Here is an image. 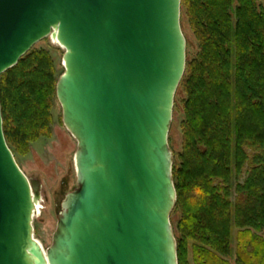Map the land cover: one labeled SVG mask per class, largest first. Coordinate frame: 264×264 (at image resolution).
Segmentation results:
<instances>
[{
  "label": "water",
  "instance_id": "1",
  "mask_svg": "<svg viewBox=\"0 0 264 264\" xmlns=\"http://www.w3.org/2000/svg\"><path fill=\"white\" fill-rule=\"evenodd\" d=\"M181 0H0V77L50 37L77 142L78 188L52 244L33 238L41 185L17 166L0 106V264H178L168 134L186 65Z\"/></svg>",
  "mask_w": 264,
  "mask_h": 264
},
{
  "label": "trees",
  "instance_id": "2",
  "mask_svg": "<svg viewBox=\"0 0 264 264\" xmlns=\"http://www.w3.org/2000/svg\"><path fill=\"white\" fill-rule=\"evenodd\" d=\"M258 2L181 0L180 22L190 27L198 52L186 57L177 89L181 112L177 101L173 107L182 115L180 152L170 149L178 264H189V255L193 264H231L232 257L234 264H264V8ZM58 78L49 53L35 46L1 75L11 152L47 134Z\"/></svg>",
  "mask_w": 264,
  "mask_h": 264
},
{
  "label": "rangeland",
  "instance_id": "3",
  "mask_svg": "<svg viewBox=\"0 0 264 264\" xmlns=\"http://www.w3.org/2000/svg\"><path fill=\"white\" fill-rule=\"evenodd\" d=\"M258 3L264 8V0H259ZM180 23L186 40V57L190 60L198 52L197 42L188 24L183 20ZM35 49L45 50L49 53L56 69V76L60 77L63 72L64 49L53 42L50 37L36 44ZM182 99V94L177 92L174 103L176 101L179 103L180 112ZM50 112V125L46 135L39 136L28 143L22 142L17 148L12 147L15 162L25 177L38 180L41 185L40 201L32 218V228L33 238L44 251L52 244V236L56 230L61 204L65 196L78 188L74 164L77 142L63 125L61 107L56 98ZM180 112L179 114L173 112L168 134L169 149L175 154L180 152L182 142L180 129L182 115ZM176 222L177 218L174 219V225ZM234 260L232 257L230 263L234 264ZM188 263L193 264L190 255Z\"/></svg>",
  "mask_w": 264,
  "mask_h": 264
}]
</instances>
